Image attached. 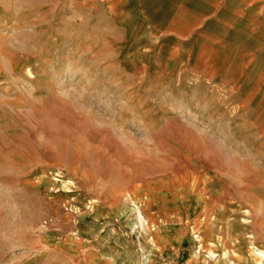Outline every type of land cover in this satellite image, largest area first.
Wrapping results in <instances>:
<instances>
[{
	"label": "rangeland",
	"instance_id": "374dc122",
	"mask_svg": "<svg viewBox=\"0 0 264 264\" xmlns=\"http://www.w3.org/2000/svg\"><path fill=\"white\" fill-rule=\"evenodd\" d=\"M159 2L0 0V264H264V133Z\"/></svg>",
	"mask_w": 264,
	"mask_h": 264
},
{
	"label": "crops",
	"instance_id": "0c3cea01",
	"mask_svg": "<svg viewBox=\"0 0 264 264\" xmlns=\"http://www.w3.org/2000/svg\"><path fill=\"white\" fill-rule=\"evenodd\" d=\"M159 1L151 10L167 12L157 31L172 43L174 66L178 64L182 74L189 72L194 85L214 90L235 117L251 121L259 134L264 133V0ZM209 204V215H219L220 209ZM246 213L262 214L250 206ZM218 237L228 240L224 233ZM200 238L190 246H206L204 236Z\"/></svg>",
	"mask_w": 264,
	"mask_h": 264
},
{
	"label": "bare ground",
	"instance_id": "6f19581e",
	"mask_svg": "<svg viewBox=\"0 0 264 264\" xmlns=\"http://www.w3.org/2000/svg\"><path fill=\"white\" fill-rule=\"evenodd\" d=\"M258 251V253H260V251L259 250H257Z\"/></svg>",
	"mask_w": 264,
	"mask_h": 264
}]
</instances>
